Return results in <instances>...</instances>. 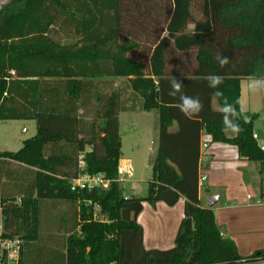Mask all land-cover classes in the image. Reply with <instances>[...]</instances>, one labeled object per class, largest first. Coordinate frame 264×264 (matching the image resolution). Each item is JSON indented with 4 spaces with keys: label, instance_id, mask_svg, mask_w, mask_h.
Masks as SVG:
<instances>
[{
    "label": "trees",
    "instance_id": "trees-1",
    "mask_svg": "<svg viewBox=\"0 0 264 264\" xmlns=\"http://www.w3.org/2000/svg\"><path fill=\"white\" fill-rule=\"evenodd\" d=\"M242 79L264 81V0H11L0 7V121L36 124L19 151L0 153V209L6 236L23 240V264L264 261V251L242 258L200 203L203 129L261 163L264 175L255 116L241 111ZM214 99L224 111H214ZM137 111L159 113L160 147L148 195L126 197L114 182L120 114ZM174 122L179 131L171 134ZM190 131L193 156L179 151ZM81 173L103 174L110 188L73 191ZM181 198L175 247L146 251L137 223L144 203L173 207ZM47 201L71 213L46 236Z\"/></svg>",
    "mask_w": 264,
    "mask_h": 264
},
{
    "label": "crops",
    "instance_id": "crops-1",
    "mask_svg": "<svg viewBox=\"0 0 264 264\" xmlns=\"http://www.w3.org/2000/svg\"><path fill=\"white\" fill-rule=\"evenodd\" d=\"M254 81L251 79L241 81V111L250 116H256V112L264 111V103L258 106V102L253 98L254 90L258 87ZM212 105L214 111H224V107L217 99H214ZM122 114L128 115L130 119L142 118V123L147 127L142 133L149 136L150 149L156 159L160 147L159 113L157 111L123 112L120 118ZM122 127L123 125H121V152L123 150ZM178 131V123H172L169 133L176 134ZM225 133L229 138L236 136L235 129H227ZM187 142L188 146L184 149L180 148L179 151L195 155L194 131L188 133ZM2 152L7 150L0 148V153ZM121 159L133 168L132 161L125 159L123 152ZM258 163L242 159L237 146L214 142L213 137L203 129L199 179L205 177L206 181L200 187L201 207L214 211L222 236L234 241L239 255L244 259L264 251V176L262 165ZM259 192L263 193L262 198L259 197ZM210 198H217L212 208L208 206ZM185 203L184 198H181L173 207L164 202H157L155 205L144 203L143 211L137 217V223L143 229V247L146 251H167L175 247L176 237L184 217ZM239 264H264V261Z\"/></svg>",
    "mask_w": 264,
    "mask_h": 264
},
{
    "label": "rangeland",
    "instance_id": "rangeland-1",
    "mask_svg": "<svg viewBox=\"0 0 264 264\" xmlns=\"http://www.w3.org/2000/svg\"><path fill=\"white\" fill-rule=\"evenodd\" d=\"M10 1L0 0V7ZM254 82L258 87L254 90L253 98L256 99L257 105L260 106L264 103V88L262 87L264 86V81L255 80ZM116 84V89L123 87V81ZM256 113L255 117L245 113L243 115L248 119L254 117L251 119L253 121V130L254 134L260 137L258 144L261 146L264 145V111ZM141 119V117L130 119L126 114H122L120 118V124L123 125V157L131 160L133 164L132 179L121 185L124 189V194L127 196L146 197L148 195L149 182L152 180V166L155 156L150 149L149 136L142 133L147 127H145ZM101 124L103 125L104 122L101 121ZM23 129H27L28 132L23 133ZM35 133L36 128L33 121H0V148L9 152H17L23 147V142L33 137ZM262 195L263 193L259 192L260 198H262ZM70 213L71 209L64 203L52 204L49 201L45 202L43 204L44 222H46L44 234L47 236L48 234L53 233L54 235L58 233L60 226L67 225V223H62V221L63 219H69ZM95 217L100 220L105 219L104 216L100 215V208L97 206L95 207ZM60 238L62 237L60 236ZM45 239L47 240V237Z\"/></svg>",
    "mask_w": 264,
    "mask_h": 264
},
{
    "label": "built area",
    "instance_id": "built-area-1",
    "mask_svg": "<svg viewBox=\"0 0 264 264\" xmlns=\"http://www.w3.org/2000/svg\"><path fill=\"white\" fill-rule=\"evenodd\" d=\"M24 129L23 132H27ZM254 138L258 140L259 136L254 134ZM261 150L264 152V147L260 146ZM82 160V157H81ZM85 164L81 161L80 168L84 169ZM133 177V168L125 160H120L118 164V177L114 182L119 184H125ZM206 181V178L199 179V186ZM112 181L105 178L101 173L90 174L81 173L79 177L73 181L72 190H93V189H103L108 190L110 188ZM1 204V200H0ZM23 240L19 237H8L6 236L5 220L3 216V211L0 209V264H23Z\"/></svg>",
    "mask_w": 264,
    "mask_h": 264
},
{
    "label": "water",
    "instance_id": "water-1",
    "mask_svg": "<svg viewBox=\"0 0 264 264\" xmlns=\"http://www.w3.org/2000/svg\"><path fill=\"white\" fill-rule=\"evenodd\" d=\"M216 202H217V198H210L208 200V206H209V208H212L215 205Z\"/></svg>",
    "mask_w": 264,
    "mask_h": 264
}]
</instances>
